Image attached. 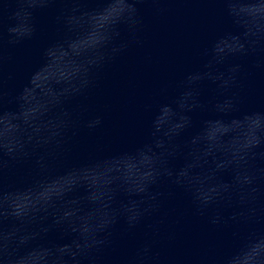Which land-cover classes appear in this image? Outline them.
Instances as JSON below:
<instances>
[{
	"label": "clouds",
	"instance_id": "9594fccd",
	"mask_svg": "<svg viewBox=\"0 0 264 264\" xmlns=\"http://www.w3.org/2000/svg\"><path fill=\"white\" fill-rule=\"evenodd\" d=\"M54 2L0 0V68L8 59L5 46L31 40L35 14ZM60 2L65 6L56 20L62 36L44 50L28 84L7 101L15 110L5 107L0 82V264H98L121 221L125 233L143 226L146 236L158 234L173 189L214 229L231 230L229 249L201 264H264V227H258L264 223V167L256 164L264 161V111L233 115L245 74L238 61L250 59L253 68L264 69V0H218L229 27L204 49L201 66L156 105L142 143L55 174L79 123V114L66 105L87 97L100 72L140 43L138 5L148 0ZM208 85L212 95L205 99ZM195 112L212 115L184 138ZM101 122L97 116L84 126L91 130ZM26 161L31 182L5 187L6 173ZM165 185L167 192L161 190ZM153 217L159 219L147 223ZM52 232L67 241H47ZM121 264H160L159 254L145 239Z\"/></svg>",
	"mask_w": 264,
	"mask_h": 264
}]
</instances>
